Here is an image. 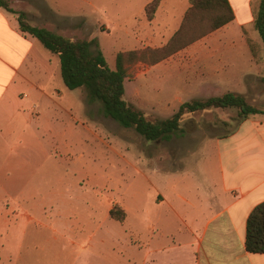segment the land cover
<instances>
[{"label": "rangeland", "instance_id": "1", "mask_svg": "<svg viewBox=\"0 0 264 264\" xmlns=\"http://www.w3.org/2000/svg\"><path fill=\"white\" fill-rule=\"evenodd\" d=\"M142 1L54 0L52 12L44 4L45 0H32L42 12L35 21H26L72 39H94L109 66L114 68L118 51L158 48L169 39L146 38L140 40L139 45L135 40L131 42L128 34L136 24ZM49 2L53 3V0ZM207 35L162 60L160 73L156 68L152 69L155 64L147 61L132 65L124 80V99L151 119L167 118L191 99L229 91L243 94L252 105L264 109L263 47L247 37V43L251 40L255 44L254 73L247 76L244 85L238 84L234 74L226 80L231 84L223 85L218 78L215 82L210 80L208 74L212 72V59L206 50ZM250 35L260 39L253 29ZM91 49L95 51L96 45L93 44ZM231 71L229 66L219 69L227 75ZM56 77L61 85V95L56 94L55 98L69 114L55 108L46 126L48 130L32 128L37 134V137L32 136L35 145L32 151L23 146L14 157H10L8 151L1 155L2 160L10 163L8 172L18 180L0 181V213L12 210L7 220L0 221V227H7V233L15 230L11 231V225L15 224L14 212L28 213L35 221L44 223L52 219L58 222L61 230L66 229L72 240L82 241L95 233L85 250L70 245V264H141V242L129 236L130 221L124 222V219L119 223L107 218L106 212L115 205V200L123 199L127 204L133 190L145 186L146 190L153 191L144 179L146 175L156 187L165 186V180L174 176L172 171L181 162L205 153L204 145L210 137H221L234 128L232 119L237 111L233 108L211 109L185 114L183 135L173 136L170 140L149 141L134 128H125L104 116L100 103H88L82 89H68L59 72ZM223 121L229 124L223 126L220 124ZM118 206L123 209L121 204ZM58 210L61 214H56ZM79 226L84 227V232ZM6 248L4 254H7ZM51 257L52 254L47 255L46 261Z\"/></svg>", "mask_w": 264, "mask_h": 264}, {"label": "crops", "instance_id": "2", "mask_svg": "<svg viewBox=\"0 0 264 264\" xmlns=\"http://www.w3.org/2000/svg\"><path fill=\"white\" fill-rule=\"evenodd\" d=\"M151 1L139 3L136 24L128 34L132 43L170 38L190 5L189 0H160L150 19L145 7ZM228 1L234 19L206 36L207 54L212 59V72L208 74L210 80L218 78L223 85L231 84L226 80L234 74L238 84L244 85L256 68L247 37L263 47L261 38L250 35L255 30L259 0ZM7 2L30 23L42 12L32 0ZM45 2L53 12L54 0ZM162 62L152 69L160 73ZM226 66L232 70L228 75L219 72ZM59 68L55 54L20 30L18 14L0 7V181L18 180L8 172L10 163L1 158L5 151L10 157L19 154L23 146L32 151L33 137H37L34 132L48 130L55 108L69 114L55 98L61 95L56 79ZM204 150L199 158L181 162L172 171L174 176L165 180V186L156 187L146 175L144 179L153 191L144 186L129 193L127 204L123 199L114 201L126 212L124 222L130 221L129 236L141 242V264H264V253L245 249L247 218L264 201V115L249 116L227 136L210 137ZM9 214L12 210L1 212L0 221L7 220ZM14 214L13 232L0 227V264H70V245L81 251L93 241L94 232L76 241L67 236L66 229L61 230L57 221L44 223L28 213ZM78 228L84 232L83 226Z\"/></svg>", "mask_w": 264, "mask_h": 264}, {"label": "trees", "instance_id": "3", "mask_svg": "<svg viewBox=\"0 0 264 264\" xmlns=\"http://www.w3.org/2000/svg\"><path fill=\"white\" fill-rule=\"evenodd\" d=\"M159 1L153 0L146 6L148 18H153ZM189 4L179 28L163 46L119 51L115 55V66L112 68L94 39H72L47 27L33 26L26 21L22 12L13 10L6 0H0V7L18 14L22 32L38 39L48 52L58 57L60 75L68 89H82L88 103H100L104 116L112 118L125 128H134L149 141L170 140L173 136L183 135V117L189 113L211 109H236V117L232 119L233 129L251 115H264V109L252 105L243 94L231 91L186 101L171 116L163 119L147 117L141 109L124 99V80L132 65L138 61L156 64L234 19L228 0H189ZM254 28L262 40L264 57V0H259ZM93 44L96 45L95 51L91 49ZM248 46L254 58L255 44L248 40ZM220 124L225 126L229 123L223 121ZM233 129H229L223 136L231 134ZM109 216L123 222L126 213L115 204L110 209ZM245 249L251 253H264V201L257 204L247 218Z\"/></svg>", "mask_w": 264, "mask_h": 264}]
</instances>
